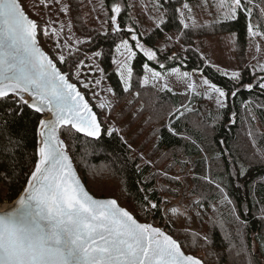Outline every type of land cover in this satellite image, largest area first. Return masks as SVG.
Here are the masks:
<instances>
[{
  "label": "snow or ice",
  "instance_id": "6c2138e0",
  "mask_svg": "<svg viewBox=\"0 0 264 264\" xmlns=\"http://www.w3.org/2000/svg\"><path fill=\"white\" fill-rule=\"evenodd\" d=\"M165 2L171 6L173 0H155L152 5L159 13L156 19L157 29L163 28L167 23L165 13H160ZM39 3L44 8L50 6L48 0H39ZM52 3L59 5V11L64 15L71 11V4L65 3L64 0H52ZM104 6L101 3V8ZM212 6L217 9L215 24L237 22L242 15L246 21L249 41L255 43L258 38L264 40V24L260 22L264 21V5L257 4L256 0H213ZM256 8H259L260 21L254 20ZM122 12L123 5L119 0H112L110 12L105 13L104 20V25L111 31H105L103 35L105 38H114L112 64L115 65V73L123 91L127 93L132 88L134 61L138 55L142 54L146 61L156 62L161 69L165 68V65L160 62L157 51L141 41L133 27L125 28L121 24ZM174 12L179 32L210 26L196 22L192 16V8L187 2L175 8ZM65 27L71 33V24L66 26L61 23L59 28L49 24L43 29L45 37L55 39L58 52L54 60L39 46L40 25L25 13L20 0H0V101L11 100L8 116L23 115L26 107L38 117H42L35 125L37 139L34 167L27 175L26 183L14 204L0 211V264H203L200 259L186 255L181 244L162 228L139 222L131 212L120 206L117 199L95 198L78 177L69 155V145L61 139L62 130H67L70 138L76 133L99 140L106 134L109 138L119 137L124 144L128 141L124 138L123 130L115 124L105 129L85 94L79 90L77 83L72 82L74 75L82 88L89 89L99 86L102 79H80V71L86 66L85 61L79 58L82 52L80 46L91 45L92 38L81 40L74 39L71 35L65 37L62 35ZM232 35L235 43L237 34ZM61 39L64 43H60ZM184 51L195 50L184 48ZM256 51H261L258 43ZM74 53L75 67H69L67 72L61 71L56 61L60 64L69 63L68 57ZM84 55L87 56V53ZM104 55L102 50H98L87 56L93 62L92 65H87L89 71L95 69L101 73V77L104 71L100 67V60ZM168 59L175 61L179 56L173 54ZM200 59L204 57L201 55ZM142 68L144 75L139 80L140 87H157L159 84V90L173 92L165 75L153 70L146 62ZM199 71L196 69L190 74L176 68L168 75L174 76L178 82L185 85L186 90L182 95H200L205 99L214 100L218 110L228 107L229 94L235 98L241 91L252 93L258 88L264 95V63L252 66L254 82L249 83L243 82L239 71H221L220 74L231 82L230 89L218 86L201 73L200 87L205 91L200 92L192 79ZM108 91L111 92L112 89L109 88ZM93 95L97 96L99 93L93 92ZM98 107L105 110L110 109L111 105L107 101H101ZM244 107L254 119L252 101L245 102ZM258 107L264 108V104ZM186 111L192 109L182 105L171 112L165 129L173 137L188 141L190 137L179 132L174 126ZM229 122L234 123L235 120L230 119ZM4 124L6 129V120ZM161 134L159 129L154 133L157 138ZM248 136L252 140V148L255 149L253 156L264 162V147L257 145L251 130ZM0 137L7 140V144L0 149V155H7L8 148H14L19 143L14 134L4 129H0ZM220 144L224 145L225 142L220 141ZM128 147L131 149L130 144ZM200 151H204L202 146ZM225 156L231 165L239 164L235 180L240 185L247 169L238 160L231 159V152L220 151L216 158ZM139 159L146 166L153 164L144 154H141ZM137 170H140V165H137ZM231 175L229 172L230 177ZM3 178H8L6 171ZM172 179L179 181L181 178L176 176ZM204 179L214 184L219 191L221 205L231 206L229 215L236 225L234 237L238 243H233L232 238H229L225 251L231 259L227 264H252L248 258L254 259L253 252L244 243L247 221L238 214V209L222 183L209 177ZM141 190H145L143 186ZM158 203L166 201L156 202L145 194L141 199L140 210L146 214L158 211ZM170 211L175 214L177 210L173 208ZM167 213L166 209L165 215ZM261 219L264 222V206L261 209ZM204 239L207 241L208 238ZM259 239L261 243L256 253L264 258V236Z\"/></svg>",
  "mask_w": 264,
  "mask_h": 264
},
{
  "label": "trees",
  "instance_id": "16d2710c",
  "mask_svg": "<svg viewBox=\"0 0 264 264\" xmlns=\"http://www.w3.org/2000/svg\"><path fill=\"white\" fill-rule=\"evenodd\" d=\"M39 0H20L23 9L30 18L40 25L39 44L42 49L54 60L55 55L48 38L43 36L45 21L37 13ZM186 1L196 11L197 4L200 16L195 20L200 27L195 30L177 31L178 20L174 12L175 8L181 7ZM112 0H100L106 12H110ZM123 5L121 24L125 28L133 27L140 36L142 42L154 48L158 58L165 68L161 69L154 61H146L142 54L134 61V76L130 92H124L119 77L113 69L112 58L114 54V38H105V31L89 24L82 14V0H66L71 4L69 13L74 33L81 40L92 38L91 45H81L82 52L79 58L86 61L84 53L102 50L105 55L100 60L106 83L112 89L115 97L111 108L107 110L108 117L116 127L123 130L127 144L121 143L119 137H107L105 134L99 140L86 138L83 135L73 133L71 138L67 130L61 131V139L69 145V155L79 177L85 184L87 190L94 196L100 198H115L120 206L131 212L138 221L151 223L162 228L167 234L176 239L186 254L198 256L204 264H227L231 257L225 251L229 238L233 243H238L234 237L236 225L229 215L231 206H222L219 191L214 184H210L204 177H209L222 183L226 192L238 209V214L247 221L244 229L245 246L253 252V257L248 259L252 264H264V258L256 253L261 241L259 237L264 236V222L261 219V209L264 206V162L253 156L255 149L252 148V140L248 136L251 130L256 138L257 145L264 147V108L258 107L264 104V95L259 89L252 93L241 91L233 98L229 94L228 107L218 110L216 105L204 100L202 96H185L180 92L161 91L155 87L139 86V80L144 72L142 65L149 66L159 72L178 67L191 72L199 69L203 77L208 78L218 86L230 89L231 82L220 74L222 70L206 64L204 59L193 48L196 38L213 37L225 33H236L234 44L235 58L238 63V71L241 72L244 83L254 82L253 74L246 63V49L248 45L247 26L245 18L230 24H215L217 9L213 7V0H173L171 6L165 2L163 7L167 23L163 28L152 27L148 32L141 33L139 27L132 18V5L129 0H119ZM257 4L264 5V0H256ZM131 5V7H129ZM205 8V9H204ZM254 20L260 21L259 8L254 10ZM264 24V21H260ZM174 33L179 35V42L184 48L195 51L185 52L169 47L161 52L157 46L165 34ZM264 41V40H263ZM118 43L119 40H116ZM61 43V41H60ZM177 54L179 59L172 61L168 57ZM67 56V52H65ZM69 63L60 64L57 67L67 72L69 67H75L76 54L68 57ZM219 70V71H218ZM82 72L80 71V79ZM259 75V74H257ZM77 83L79 90L85 94L87 101L98 115L105 129L107 124L103 121L106 110H101L97 104V98L93 96L95 87L84 89ZM175 93V94H173ZM252 101L254 119L248 115L244 103ZM11 100L0 101V129L10 131L19 143L14 148H8L7 155H0V204L14 201L22 191L26 183V177L34 167V151L36 148L35 125L39 118L25 107L23 115L8 116L7 111ZM182 105L189 106L192 111H186L180 121L175 123L179 132L190 137L186 141L180 137H173L166 129L169 114ZM183 110V109H182ZM235 113V116H233ZM234 119V123H230ZM5 120L7 128L5 129ZM161 131L157 138L154 133ZM220 141L225 144L221 145ZM7 144V140L0 137V149ZM131 145L129 149L128 145ZM200 146L204 151H200ZM228 151L232 153V160H238L247 169L246 176L240 181V186L235 180V174L239 164L231 165L228 157L217 159V153ZM144 154L147 159L153 161L152 165L146 166L139 156ZM140 165V170H137ZM174 167L183 169L175 172L171 177L169 174ZM185 168V169H184ZM8 178L4 179V172ZM231 172V177L229 176ZM159 175H156V174ZM179 176V181L172 178ZM143 186V189L141 190ZM176 188V189H175ZM147 196L156 202L166 201L168 197L175 198L176 206H188L195 218H182L178 223L184 229L176 228L173 224L166 222L164 205L158 203V211L151 213L142 212L141 199ZM184 198L192 199V204L184 202ZM172 204L167 208L169 209ZM215 209V211H214ZM208 212V213H207ZM190 213V214H191ZM207 213V215H206ZM204 216H208L207 222ZM205 223V225H203ZM204 237H207L205 241Z\"/></svg>",
  "mask_w": 264,
  "mask_h": 264
},
{
  "label": "rangeland",
  "instance_id": "374dc122",
  "mask_svg": "<svg viewBox=\"0 0 264 264\" xmlns=\"http://www.w3.org/2000/svg\"><path fill=\"white\" fill-rule=\"evenodd\" d=\"M129 1L132 5V11H131L132 18L135 19V23L139 27V31L141 33H146L152 27L156 26V19L159 13L156 11V9L152 7V5L155 3V0H129ZM48 2L50 6L48 8H44L42 5H40L39 1H37L38 8L36 11L40 15V17L45 21V25L43 26V29L49 24H52V26L55 28H59L61 23L65 24L66 26L68 24H71L72 26L71 33H69L68 28L65 27L62 35L65 37L71 35L74 39L79 38L74 33V28L69 14L64 15L63 13H61L59 11V5L53 4L52 0H48ZM64 2L66 3V0H64ZM82 2H83L82 14H84L87 22L97 27L99 30L105 31L106 25H104V20H105L106 10L104 8H101L100 0H82ZM185 2L186 1H184L183 3ZM194 7L196 11L192 12V16L193 18H195L197 14V17H199L200 13H197L198 11L197 4H195ZM160 13H164L163 8L160 9ZM233 33L234 32L220 34L213 37L196 38L194 39L193 42V48L197 51V53L200 56L202 55L204 57L206 64L214 66L222 71H228V72L238 71L239 69L238 63L235 58V52H234L235 43H233V35H232ZM169 37H171V39H169ZM44 38L46 39L48 37L44 36ZM47 43L50 45L53 54L56 56L58 50L55 48V39L48 38ZM61 43H64L63 39H61ZM69 43H72V41H69ZM256 43H258L261 48V51L259 53H257L256 51ZM157 46L159 47L161 52L166 51L171 46H174L175 49H178L180 51H183L182 49H184L185 47L179 42V35L178 34L175 35L174 33L165 34V37L159 41ZM245 52H246L245 66H247L249 68V71L252 73V66L258 65L260 63H264V41L258 38L257 41L253 43L250 42L248 39V45ZM91 54L92 53H87V56H91ZM87 56H85L86 66L81 69L82 72L81 80H85V78L91 81H95L96 79H102V83L99 86L95 87V92L99 93V95L97 96L93 95V96L97 98L98 105L99 103H101V101H107L110 105H112L115 101V97L112 91L111 92L108 91L110 86L106 83L105 80L106 75L103 74V77H101V73L99 71H95V69H93V71L90 72L89 67H87V65H92L93 62L92 60L88 59ZM176 68L178 67L167 69L161 73L166 76L167 83L169 87L173 89V92L184 93L186 90L185 85L181 82H178L174 76L168 75V73H170L173 69ZM113 69L115 70V65H113ZM180 71L183 72L185 70L180 69ZM193 72L194 71H191L189 73L191 74ZM192 79L199 87L200 92H204L205 91L204 88L200 87L201 72H197L195 75H193ZM155 88L159 89V84ZM202 98L204 100L210 101L215 104L214 100L205 99L203 96ZM105 110H106L105 112L106 115H104L103 121L108 123L107 124L108 126L114 124L112 123L113 121L111 122L110 118L108 117L107 110L109 109H105ZM106 117H108V119H106ZM182 170L183 169H181L180 167H174L171 169L169 175L172 177L175 172H181ZM168 198H169L168 203L164 205V210L166 209L168 210L166 216L167 217L166 222H168L169 224H173L176 228L184 229V227L178 222L184 217L195 218L196 215L191 213L188 206H182V205L176 206L175 205L176 201L173 200L175 198L172 197H168ZM183 200L188 205H191L193 201L192 199H186V198H184ZM170 204H172V206H170V208L168 209L167 207ZM173 208L177 210L175 214H173L170 211ZM207 219L208 216H204L205 222H207ZM203 225H205V223Z\"/></svg>",
  "mask_w": 264,
  "mask_h": 264
},
{
  "label": "water",
  "instance_id": "95a60500",
  "mask_svg": "<svg viewBox=\"0 0 264 264\" xmlns=\"http://www.w3.org/2000/svg\"><path fill=\"white\" fill-rule=\"evenodd\" d=\"M25 11V10H24ZM26 13V12H25ZM27 14V13H26ZM28 15V14H27ZM32 19V18H31ZM39 46H40V44H39ZM41 47V46H40ZM41 49H42V47H41ZM43 50V49H42ZM44 51V50H43ZM45 52V51H44ZM46 53V52H45ZM48 54V53H47ZM49 55V54H48ZM94 111V110H93ZM42 118V117H41ZM80 135H82V134H80ZM90 139H92V138H90ZM73 167H74V169L76 170V168H75V166H74V163H73ZM76 172H77V170H76ZM77 175H78V172H77ZM78 177H79V175H78ZM80 178V177H79ZM81 179V178H80ZM81 182H82V180H81ZM83 183V182H82ZM84 184V183H83ZM84 186H85V184H84ZM85 188H86V186H85ZM86 190H87V188H86ZM88 191V190H87ZM89 192V191H88ZM90 193V192H89ZM91 194V193H90ZM92 195V194H91ZM94 196V195H93ZM95 198H100V197H96V196H94ZM17 199V198H16ZM15 199V200H16ZM15 200L14 201H12V202H10V203H8V204H0V211H4L5 209H7V208H10L13 204H14V202H15ZM140 222V221H139ZM141 223H144V222H141ZM163 230V229H162ZM185 253V252H184ZM186 254V253H185ZM186 255H191V254H186ZM192 256H194V255H192ZM194 257H196V256H194ZM196 258H198V257H196ZM199 259V258H198ZM204 264V263H203Z\"/></svg>",
  "mask_w": 264,
  "mask_h": 264
}]
</instances>
